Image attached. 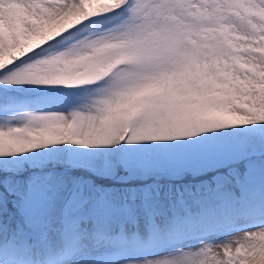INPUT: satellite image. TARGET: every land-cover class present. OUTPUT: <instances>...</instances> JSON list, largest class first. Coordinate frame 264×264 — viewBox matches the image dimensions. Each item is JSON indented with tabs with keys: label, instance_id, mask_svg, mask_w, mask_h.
Here are the masks:
<instances>
[{
	"label": "snow or ice",
	"instance_id": "obj_1",
	"mask_svg": "<svg viewBox=\"0 0 264 264\" xmlns=\"http://www.w3.org/2000/svg\"><path fill=\"white\" fill-rule=\"evenodd\" d=\"M0 264H264V0H0Z\"/></svg>",
	"mask_w": 264,
	"mask_h": 264
}]
</instances>
